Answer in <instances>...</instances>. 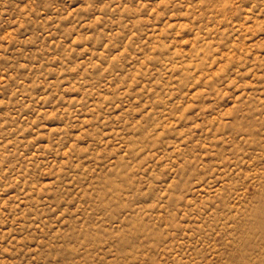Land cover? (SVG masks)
<instances>
[{
	"label": "rangeland",
	"instance_id": "374dc122",
	"mask_svg": "<svg viewBox=\"0 0 264 264\" xmlns=\"http://www.w3.org/2000/svg\"><path fill=\"white\" fill-rule=\"evenodd\" d=\"M263 213L264 0H0V264H240Z\"/></svg>",
	"mask_w": 264,
	"mask_h": 264
},
{
	"label": "clouds",
	"instance_id": "9594fccd",
	"mask_svg": "<svg viewBox=\"0 0 264 264\" xmlns=\"http://www.w3.org/2000/svg\"><path fill=\"white\" fill-rule=\"evenodd\" d=\"M242 253L236 257L240 264H264V247H245Z\"/></svg>",
	"mask_w": 264,
	"mask_h": 264
},
{
	"label": "bare ground",
	"instance_id": "6f19581e",
	"mask_svg": "<svg viewBox=\"0 0 264 264\" xmlns=\"http://www.w3.org/2000/svg\"><path fill=\"white\" fill-rule=\"evenodd\" d=\"M260 209H261V208H260ZM256 214H258V213H256ZM263 214H264V213H263ZM256 216H258V215H256ZM261 217H262V216H261ZM258 218H259V216H258ZM263 218H264V217H263ZM260 219H261V218H260ZM256 220H257V219H256ZM256 220H255V221H256ZM262 220H263V219H262ZM257 221H258V220H257ZM253 222H254V221H253ZM252 226H253V223H252ZM262 226L264 227V225H262ZM246 234H247V233H246ZM263 239H264V237H263ZM254 241H255V240H254ZM263 241H264V240H263ZM253 243H254V242H253ZM257 247H260V246L257 245ZM261 247H262V245H261Z\"/></svg>",
	"mask_w": 264,
	"mask_h": 264
}]
</instances>
